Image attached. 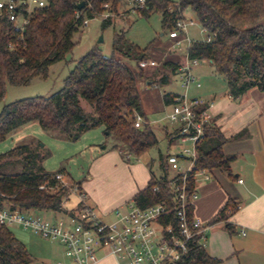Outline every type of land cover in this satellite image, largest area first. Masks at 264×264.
I'll return each mask as SVG.
<instances>
[{
    "label": "trees",
    "instance_id": "obj_1",
    "mask_svg": "<svg viewBox=\"0 0 264 264\" xmlns=\"http://www.w3.org/2000/svg\"><path fill=\"white\" fill-rule=\"evenodd\" d=\"M45 1L44 7L33 8L25 15L27 24L22 30L0 14V102L6 84L22 86L33 78H45L49 66L64 60L72 51L75 45L73 36L83 27V20L99 16L105 11L104 5H108L110 12H116L121 0ZM81 3L83 6L78 9ZM186 9L210 39L209 42H192L186 51L188 59L207 61L213 72L223 79L226 94L232 99L240 98L250 89L264 92V0H153L147 8L135 13L145 18L159 13L161 28L167 34L174 29L179 11ZM110 25L105 19L101 22V29ZM156 41L141 49L126 38L125 31L114 32L110 55L104 56L93 47L77 61L58 92L49 97L21 99L3 106L0 142L30 123H37L42 131L58 133L67 140H78L84 133L101 128L107 138L115 141L112 149L129 158H140L158 143L156 133L149 125L140 129L134 127L136 114L147 120L141 85L161 87L169 82L166 74L157 81L147 78L145 68L139 66L140 61L149 60ZM179 65L178 61L165 60L161 68L172 76ZM157 71L150 75L153 77ZM176 96L173 92L166 93L162 98L163 106H169ZM81 102L93 112H84ZM163 130L169 148L176 140V133H169L165 127ZM243 136L240 132L232 140ZM226 142L212 121L205 139L197 145V168L219 170L231 177L230 164L235 157L223 153ZM168 154L159 153V175L149 170L147 186L133 196L132 201L138 206L144 208L162 201L171 206L166 184ZM48 156V151L39 144L34 148L18 145L0 154V209L66 215L68 212L63 201L69 200L70 187L78 188L82 201L85 199L80 183L70 181V187L62 188L55 179L56 174L69 177L65 169L54 173L44 169L43 162ZM18 167L20 170L15 171ZM156 185L161 187L159 193L152 191ZM189 185L190 189L195 188L193 180ZM41 186L44 189H39ZM82 201L77 210L82 209ZM237 206L235 201L228 199L212 223L222 222L224 229L232 235L234 227L227 223V212H235ZM188 217L193 218V207L188 210ZM188 249V257L181 264H220L197 243H191ZM0 264H36L25 245L3 225H0Z\"/></svg>",
    "mask_w": 264,
    "mask_h": 264
},
{
    "label": "rangeland",
    "instance_id": "obj_2",
    "mask_svg": "<svg viewBox=\"0 0 264 264\" xmlns=\"http://www.w3.org/2000/svg\"><path fill=\"white\" fill-rule=\"evenodd\" d=\"M108 11L107 8L99 16L89 20L86 26H83L78 33L74 34L72 41L75 45L72 51L66 54L64 60L49 66L45 78H33L27 85L22 86L6 84L5 94L0 102V112L3 106L14 101L49 97L58 92L63 87L64 79L74 69L81 57L93 47H97L102 55L109 56L113 33L125 31L126 38L141 49L155 39L157 40V47L155 46L149 54V60L154 61L157 67H147L144 71L147 74L146 77L154 81L162 78L163 74L169 77L167 86L160 87L158 85L148 88L146 84L141 85L144 97L142 104L144 111L147 113L148 122H152L149 126L156 133L157 146L140 158H129L111 148L115 141L112 138H107L101 128L84 133L78 140H67L58 133L42 131L37 123H30L15 130L4 141L0 142V154L22 144L30 145L32 148L36 144L43 146L49 153L48 158L43 162L44 169L50 173H54L61 168L65 169L69 176L68 187L71 186V182L80 183V189L85 193L83 201L86 202V206L92 208L97 214L101 213L109 223L115 221L113 214L117 210L123 212L125 204L132 201L133 196L126 202L119 204V199L129 193L131 188L136 185V180L137 183H144L147 186L150 176L149 170L152 169L156 176L159 175L156 165L159 153L166 155L170 152L179 151V145L175 142L168 148L167 140L164 137L163 127L165 124L162 119L166 110L162 98L170 91L181 92V89L175 82L174 75L171 76L168 70H163L161 65L165 60L182 63L188 44L183 42L180 49L173 46L174 42L168 39L167 34L163 33L159 13H153L148 18L142 17L132 12L125 0L120 1L116 12H110V16L107 18L103 17V14ZM183 13L185 16L194 17L189 9L184 10ZM105 19H108L111 25L102 30L101 22ZM188 35L193 42L203 41L206 38L205 32L202 31L201 25L197 22L189 27ZM100 38L101 41L99 42ZM154 71H157L158 74L152 77L150 74ZM194 74L198 77L201 87L196 88L191 85L186 92L187 98L203 99L200 98L201 95L212 97L226 92L224 82L213 72L207 61H199ZM208 101L210 102V100ZM81 107L87 114L93 112L84 102H81ZM102 147H105V149L100 153ZM127 159L128 161H126ZM19 170V167L15 169V171ZM145 176L148 180L147 183L145 182ZM69 190V200L64 207L67 212L73 206L77 209L78 204L76 205V203L80 196L78 188L70 187ZM31 215L50 219L49 214L33 212ZM61 215L58 214L55 218H62ZM6 227L17 240L25 245L36 264H56L61 261L62 249L56 242L45 240L16 224L7 225Z\"/></svg>",
    "mask_w": 264,
    "mask_h": 264
},
{
    "label": "built area",
    "instance_id": "obj_3",
    "mask_svg": "<svg viewBox=\"0 0 264 264\" xmlns=\"http://www.w3.org/2000/svg\"><path fill=\"white\" fill-rule=\"evenodd\" d=\"M125 1L135 13L147 8V4L153 0ZM45 4V0H0V14H4L15 28L22 30L27 24L25 15L33 8H42ZM103 8L106 10L108 5ZM179 13L175 27L167 32V37L174 41L173 46L180 49L181 44L186 42L189 48L193 42L188 35L189 27L199 22L181 11ZM109 16L110 11L103 14L105 18ZM88 21L84 19L83 26ZM202 31L206 34L203 41L209 42L205 29L202 28ZM198 63L197 60H189L185 54L184 61L173 74L182 93H177L172 103L165 107L166 113L162 119L169 133H176L175 143L179 145V151L170 152L166 159V184L171 196V206L162 201L142 208L131 201L125 205L123 212L117 210L113 214L115 221L109 223L84 203L82 209L68 210L66 215L56 220L40 218L31 215V212L0 209V225L16 224L45 240L56 242L62 249L63 258L56 264H96L100 252L113 257L117 264H181L188 257L191 243L204 248L207 226L194 216L191 219L188 217V210L198 199V181L210 180V171L198 169L196 161L199 158L197 145L205 139L212 124L213 103L189 99L186 95L191 85L201 87L194 74ZM139 66L155 67L156 63L146 59L140 61ZM149 124L152 122L135 115L136 129ZM54 177L62 188L68 187L69 179L65 175L56 174ZM190 180L195 184L193 189H190ZM238 183H242V180ZM39 189H44V186ZM160 189L156 185L152 191L159 193ZM82 199L79 196V202ZM67 202V199L63 201L64 207Z\"/></svg>",
    "mask_w": 264,
    "mask_h": 264
},
{
    "label": "crops",
    "instance_id": "obj_4",
    "mask_svg": "<svg viewBox=\"0 0 264 264\" xmlns=\"http://www.w3.org/2000/svg\"><path fill=\"white\" fill-rule=\"evenodd\" d=\"M170 92L180 94L182 90ZM201 96L202 100L213 103V124L227 139L222 147L223 153L235 157L230 164L231 177L219 170H212L209 181L199 180L197 183L198 199L193 206V216L207 226L204 248L220 264H264V92L250 89L238 99L230 98L226 92L212 97ZM240 132L244 136L232 140ZM104 149L102 147L100 153ZM239 180L242 183H238ZM145 187L146 184L137 183L136 180V185L119 199V204ZM228 199L238 204L237 210L227 217V223L234 227L232 235L224 229L222 222L212 223ZM44 214H49V220L58 216L54 213ZM98 215L106 221L101 213ZM96 264L117 263L113 257L100 252Z\"/></svg>",
    "mask_w": 264,
    "mask_h": 264
},
{
    "label": "water",
    "instance_id": "obj_5",
    "mask_svg": "<svg viewBox=\"0 0 264 264\" xmlns=\"http://www.w3.org/2000/svg\"><path fill=\"white\" fill-rule=\"evenodd\" d=\"M82 6H83V3H81V4H79L78 5V9H80V8H82ZM162 35V34H161ZM101 41V38L99 39V42Z\"/></svg>",
    "mask_w": 264,
    "mask_h": 264
}]
</instances>
